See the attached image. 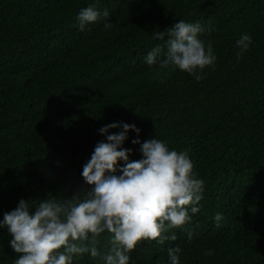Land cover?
<instances>
[{
	"label": "trees",
	"instance_id": "trees-1",
	"mask_svg": "<svg viewBox=\"0 0 264 264\" xmlns=\"http://www.w3.org/2000/svg\"><path fill=\"white\" fill-rule=\"evenodd\" d=\"M92 2L0 0V219L20 199L31 213L48 197H83L92 186L82 165L105 140L97 130L122 121L141 143L186 150L204 181L199 211L169 230L177 239L139 241L129 264H166L177 244L180 264H264V0H98L111 26L101 18L80 30L76 13ZM177 20L199 21L212 43L217 59L199 81L144 63L157 45L162 58L153 33L166 39ZM242 34L252 42L237 57ZM135 138L129 130L122 144L130 161L141 158ZM10 239L0 228V264L18 255ZM74 264L103 262L84 254Z\"/></svg>",
	"mask_w": 264,
	"mask_h": 264
},
{
	"label": "clouds",
	"instance_id": "clouds-1",
	"mask_svg": "<svg viewBox=\"0 0 264 264\" xmlns=\"http://www.w3.org/2000/svg\"><path fill=\"white\" fill-rule=\"evenodd\" d=\"M97 2L93 0L76 13L80 30L101 18L105 28L111 26L108 10H99ZM204 31L199 21L177 20L166 29V39L164 31L154 32L153 38L163 39L166 50L161 58V47L154 46L144 56V63L166 69L164 76L180 70L201 80V70L217 59L212 43L201 38ZM251 42L248 34L240 35L235 41L240 50L237 57ZM117 128L118 132H109ZM129 130L136 133L131 143L139 145L141 154L135 161L129 160L132 150L122 147ZM97 131L105 140L95 143L80 173L92 186L90 191L83 197L42 199L31 213L30 203L20 199L14 209L3 214L0 228H7L9 246L18 254L12 264H74V258L84 254L103 264H129V253L139 241L159 245L175 241L176 234L169 230L189 224L190 214L199 211L204 181L193 172L186 150L170 149L155 137L141 143L140 129L122 121ZM213 219L221 221L222 214L217 212ZM186 231L190 240L192 230ZM105 232L110 234V246L102 251L97 247L98 237ZM166 253V264H180L178 244L167 247ZM211 254V250L205 251V255Z\"/></svg>",
	"mask_w": 264,
	"mask_h": 264
}]
</instances>
